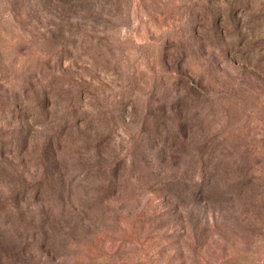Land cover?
Wrapping results in <instances>:
<instances>
[{
    "label": "rangeland",
    "instance_id": "obj_1",
    "mask_svg": "<svg viewBox=\"0 0 264 264\" xmlns=\"http://www.w3.org/2000/svg\"><path fill=\"white\" fill-rule=\"evenodd\" d=\"M10 200L45 264H264V0H0Z\"/></svg>",
    "mask_w": 264,
    "mask_h": 264
},
{
    "label": "trees",
    "instance_id": "obj_2",
    "mask_svg": "<svg viewBox=\"0 0 264 264\" xmlns=\"http://www.w3.org/2000/svg\"><path fill=\"white\" fill-rule=\"evenodd\" d=\"M4 210H9L11 214L15 215L17 210L13 200H10L9 203H0V211ZM19 216L21 221L26 217L24 232H1L5 228L1 224L2 218H0V263L45 264L46 253L42 249L60 252L71 243L69 238H57L51 232H33L32 229H37L33 223L41 221L42 216L38 215L35 217L36 219L34 218L35 220H31L22 214Z\"/></svg>",
    "mask_w": 264,
    "mask_h": 264
}]
</instances>
